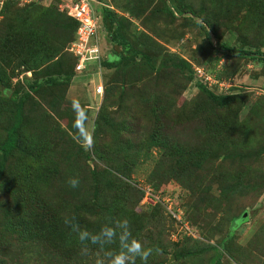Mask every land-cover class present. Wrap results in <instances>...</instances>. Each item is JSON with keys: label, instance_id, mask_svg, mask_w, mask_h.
I'll return each instance as SVG.
<instances>
[{"label": "rangeland", "instance_id": "1", "mask_svg": "<svg viewBox=\"0 0 264 264\" xmlns=\"http://www.w3.org/2000/svg\"><path fill=\"white\" fill-rule=\"evenodd\" d=\"M249 1L92 0L102 56L82 74L73 71L65 33H54L60 48L48 60L40 46L16 44L50 36L44 24L31 34L40 18L35 6L63 11L70 0L0 4V147L21 103L18 145L0 173V264L104 259L95 246L68 244L69 218L93 232L127 219L132 236L152 249L148 264H171L183 248L222 242L224 264H264V5L250 13ZM229 33L232 50H225ZM132 51L127 66L104 65ZM35 58L40 65L28 70ZM180 59L190 68H178ZM99 78L101 98L93 92ZM201 84L235 97L213 106ZM177 146L215 156L186 161ZM141 184L154 186L161 202L140 200ZM233 216L242 218L235 228Z\"/></svg>", "mask_w": 264, "mask_h": 264}, {"label": "trees", "instance_id": "2", "mask_svg": "<svg viewBox=\"0 0 264 264\" xmlns=\"http://www.w3.org/2000/svg\"><path fill=\"white\" fill-rule=\"evenodd\" d=\"M7 2H16V3H19V4H25V3H21V1H19V0H4L3 1V3H7ZM257 3H260V6H262V4L264 5V0H251V1H249L248 4H247V7H248L247 8V12L251 13L252 10H253L252 5L257 4ZM30 4H42V3H41L40 0H35V1L30 2ZM35 7L38 8V11H40V16H39L40 18L38 19V21L36 22L35 25L38 27V24L39 25L44 24L43 25L44 26L43 31L49 32L50 36H48L47 40H45V37H43V38L33 37L35 39V41L33 40L34 44H33V41H32V43L30 41H27V42L24 43V45L21 42H17L16 44L17 45H21L22 44V47L25 46V49H27V51L33 50V47H35L34 45L40 46L41 47L40 48V53L41 54L42 53L46 54V57L45 56H42V57H44V59L48 60L49 57L51 56V53H52V50H53L52 48H54V49L60 48L59 46L56 45L57 42L54 40V33L58 32V31L62 32V33H65V40L64 41H65V44L67 43V45H68L74 39V33H75V30H76V27H77V21L74 18H72L71 16H69L66 11H64V10L61 11L56 6L44 7V6L40 5V6H35ZM36 9L34 8V12H35ZM108 12H109L110 15H112V13H113L111 10H108ZM34 17L36 19V16H34ZM33 22L35 23V21H33ZM27 25L31 29L33 23L29 22ZM35 25H34V29L32 28L33 31L31 30V32H32L31 34L32 35H34V32H36V31L40 32L39 27H38V30H39L38 31L36 29ZM223 35H226V34H223ZM232 39H233V35L231 33H229V35L227 37V40L224 42V44L221 45V48L222 49L224 48L225 50L231 49L230 48L231 47L230 46V42L232 41ZM44 41H46V42H44ZM121 43H122V45H125V44H127V41L126 40H122ZM43 44L45 45V47L42 46ZM236 49H237V52L239 54H242V55L251 54V52H252L249 49H243V48H236ZM234 51H236V50H234ZM134 54H135V51H132V54H130V56H121V57H118V58L116 57V58H114V60H112V59L111 60H104V65L107 68L117 67V66H119L121 64L127 66L130 63V61H131V59H132ZM72 58H73V71L76 72L75 71V64L77 62V58L74 55L72 56ZM38 59L39 58H35L34 60H30V61L26 62V65H28V70L35 69L37 66L40 65L39 63H41V62ZM44 59H42L41 61H43ZM31 63H33V64L31 65ZM34 63H36V64H34ZM176 66L178 68L180 66H184L185 68H190V64L184 59L178 60L177 63H176ZM193 73H194V69H193ZM70 77H71L70 75H68L66 77L67 81L70 79ZM48 81L53 82V81H56V79L54 77H51V78H49ZM36 86H39V82L37 80H36V82L31 84L30 87L34 88ZM201 86H202L204 92L207 94V96L213 102V106H216V104H217V105L221 106L222 108H224L231 101H233V99L235 97V96H232V95L216 94V93L212 92L210 89H207L206 86H204L202 84H201ZM12 93L16 94L15 92H12ZM20 108H21V103H19L18 106H17L14 123L8 129L7 139L4 142V144L0 147L1 148L0 173L2 171V168L5 165L7 156L18 145L19 136H18L17 132H18V129H19L20 124H21ZM97 128H98V126L95 127V129H97ZM176 149L178 151V154H180L181 158L186 160V161L194 160V162H195V160H196L199 163V160L196 159L197 157L202 160V159L209 158L210 155L211 156H215L212 153L211 149H206V148L199 150V153H196L195 151L193 152V150H189V148H183L182 146H177ZM217 159H218V156L213 158L211 161L214 162ZM234 178H235V176L231 175L229 177V180H232ZM149 187L154 192L157 191V189L154 186H152L151 184H150ZM139 190L141 191V194L139 196V199L141 200L143 195H144V191L142 190V188H139ZM155 193H157V192H155ZM159 198H160V201H158V202H161V196H159ZM161 206H163V205H161ZM125 207L126 206L123 205L122 209H124ZM163 207H165V206H163ZM175 208H177V207L175 206ZM89 210H90V208L87 209V211H89ZM109 211H112V210H109ZM49 212H51L50 209H49ZM173 212H175V211H173ZM171 214L173 216V213H171ZM171 214H168V215H171ZM54 216H55V214L53 215V217ZM184 217L186 218V220H188L190 225L192 223L194 224V222H192L189 217L188 218H187V216H184ZM241 220H242V218H239V217H235V216L231 217V227L235 228L236 225ZM53 221H54L55 224L58 223V219L53 218ZM191 226H193V225H191ZM49 230H51V232L53 231L52 228H49ZM54 233H55V231L52 232L51 234H54ZM230 235H231V232H228V235H227L226 239H229ZM69 240L70 241L68 242V244L70 245V243H73L74 246H76L75 249L77 251L83 250L81 248V246H77L79 244V242L76 240L74 233H73L72 237L69 238ZM61 243L65 244L64 245L65 248L68 247V245L66 244V241H64V243L61 241ZM222 243L220 245H218V246H207L205 248H202L204 245L198 243V245L195 244V245H193L192 248L190 247V249H188V250H185L183 248L182 250H180V252L178 251L176 254H174L175 261L173 263H171V264H175V263L179 262L182 259L185 260L184 264H195L196 260L199 261V262H202V264H224V262L222 260H223L224 250L226 248H225V245L222 244ZM175 245H178V243H176ZM61 251L63 252V250H61ZM206 251H211V254L209 256H206V258L204 260V252H206ZM65 252H66V249H65ZM194 256L196 257V260L192 261L191 259ZM188 258H190V260ZM188 261H190V263Z\"/></svg>", "mask_w": 264, "mask_h": 264}, {"label": "clouds", "instance_id": "3", "mask_svg": "<svg viewBox=\"0 0 264 264\" xmlns=\"http://www.w3.org/2000/svg\"><path fill=\"white\" fill-rule=\"evenodd\" d=\"M68 183L75 188L78 181L73 178ZM142 185L140 188L143 190ZM64 224L75 234L83 250L95 246L103 252L104 259L97 260L96 264H105V261L107 264H136L137 259L141 264H148L152 249L142 246V243L132 236L127 219L113 218L94 232L82 228L71 218L65 219Z\"/></svg>", "mask_w": 264, "mask_h": 264}, {"label": "built area", "instance_id": "4", "mask_svg": "<svg viewBox=\"0 0 264 264\" xmlns=\"http://www.w3.org/2000/svg\"><path fill=\"white\" fill-rule=\"evenodd\" d=\"M3 1L4 0H0V4H3ZM19 1H21V3H30L35 0ZM62 8L69 16L77 21L74 39L68 44L67 48L69 52L77 58L75 64L76 73L82 74L88 71L87 69H89L90 65L94 63L100 64L101 61V46L98 41V30L100 28L99 18L94 13L92 0H70V2L63 4ZM197 73L200 74L201 77H204L205 72L202 68H198ZM205 77L206 80L211 79L210 74L208 78L205 74ZM96 81L93 92L94 95L101 98L104 93V85L101 78ZM143 190L144 199H154L155 202L160 201L158 193H155L149 186H144Z\"/></svg>", "mask_w": 264, "mask_h": 264}]
</instances>
